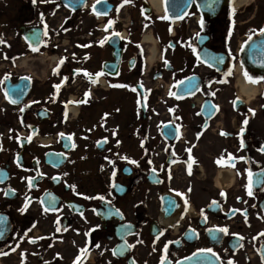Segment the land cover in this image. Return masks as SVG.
I'll return each instance as SVG.
<instances>
[{
    "label": "flooded vegetation",
    "instance_id": "1",
    "mask_svg": "<svg viewBox=\"0 0 264 264\" xmlns=\"http://www.w3.org/2000/svg\"><path fill=\"white\" fill-rule=\"evenodd\" d=\"M241 1L0 0V264H264V0Z\"/></svg>",
    "mask_w": 264,
    "mask_h": 264
},
{
    "label": "water",
    "instance_id": "2",
    "mask_svg": "<svg viewBox=\"0 0 264 264\" xmlns=\"http://www.w3.org/2000/svg\"><path fill=\"white\" fill-rule=\"evenodd\" d=\"M107 65H105V69H107ZM210 234V232H209ZM213 235H216L215 233H212ZM261 252L264 256V245L261 248ZM177 264H221L219 258L214 253H204L199 252L195 253L192 256L180 261Z\"/></svg>",
    "mask_w": 264,
    "mask_h": 264
},
{
    "label": "bare ground",
    "instance_id": "3",
    "mask_svg": "<svg viewBox=\"0 0 264 264\" xmlns=\"http://www.w3.org/2000/svg\"><path fill=\"white\" fill-rule=\"evenodd\" d=\"M244 1H246V0H242L241 3L244 2ZM241 85H242V87H241V91H242L243 94H246L247 91H251V90H252V87H250V86H245L244 83H241ZM168 223H170V222L168 221ZM166 224H167V223H166Z\"/></svg>",
    "mask_w": 264,
    "mask_h": 264
},
{
    "label": "rangeland",
    "instance_id": "4",
    "mask_svg": "<svg viewBox=\"0 0 264 264\" xmlns=\"http://www.w3.org/2000/svg\"><path fill=\"white\" fill-rule=\"evenodd\" d=\"M3 64H5V61H3ZM53 64L55 65V62ZM23 69H25V67ZM262 226L263 225H259V228L262 229Z\"/></svg>",
    "mask_w": 264,
    "mask_h": 264
}]
</instances>
